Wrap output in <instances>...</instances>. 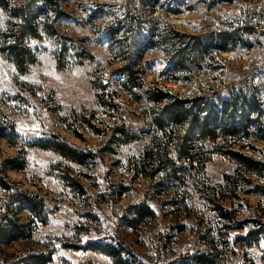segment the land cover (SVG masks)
<instances>
[{"label":"rangeland","instance_id":"1","mask_svg":"<svg viewBox=\"0 0 264 264\" xmlns=\"http://www.w3.org/2000/svg\"><path fill=\"white\" fill-rule=\"evenodd\" d=\"M51 1L66 17L53 22L51 37L41 28L54 11L36 16L38 36L25 42L36 62L27 73L0 55V221L28 234L0 244V264L32 255L49 256L47 264H264V239L254 235L264 225V197L248 194L225 157L233 150L264 162V129L195 140L191 159L179 160L174 129L156 130L158 106L144 94L212 105L232 93L261 110L264 0ZM9 23L0 7V35ZM179 35L201 37L204 53L175 59ZM218 35L230 51H216ZM127 56L143 84L139 100L116 74ZM127 135L134 138L123 143ZM47 140L90 158L78 165L35 145ZM164 150L170 164L156 157ZM8 159L23 169H10ZM23 195L38 198L41 210H21ZM139 205L144 216L129 211Z\"/></svg>","mask_w":264,"mask_h":264},{"label":"trees","instance_id":"2","mask_svg":"<svg viewBox=\"0 0 264 264\" xmlns=\"http://www.w3.org/2000/svg\"><path fill=\"white\" fill-rule=\"evenodd\" d=\"M52 5L54 4L51 0H22L19 5L14 6L6 3L5 0H0V7L6 10L10 18L8 29L0 35V39H2L0 42V55L12 62L19 75L26 74L29 68L36 62L35 55L32 54L25 45L26 40L38 36L37 24H35L34 21L36 16L44 14L49 10L54 11L53 21L46 22L41 28L44 33L51 37L57 36L53 22L56 19L66 17L60 8L56 7L55 10H53ZM106 35H110V33L106 32ZM179 37L182 38L183 41H179L175 46L173 56L175 59L177 58L178 61H181L182 64L184 63L182 58L184 57L185 51L190 50L192 52L197 51V53L200 54L204 53L205 50L199 48L203 47L201 37H188L185 35H179ZM6 40L7 42H5ZM219 40H216L218 44L222 41L220 36ZM223 44L225 45V43ZM185 45H188V47L186 48ZM223 47L219 44L215 48L218 53L230 51L227 50L228 48L226 49V47ZM133 67L134 62L127 56L123 58L122 66L116 70V74L125 79L123 83L124 91L132 95L136 100H139L140 96L136 91H141L143 84ZM144 94L147 101L158 106L157 112L154 114L152 120L156 130L164 131L166 128L174 129L175 132L171 133L174 142L173 151L179 160L189 161L191 159V154L187 149V145L195 140L210 141L217 139L218 136L236 137L239 134H243L245 137H252L257 133L259 128L264 129L262 123L264 118V106H262L261 110L256 111L252 108L251 103L247 102L245 96L234 98L231 93L228 100H221L218 98L215 100V103L211 105V102L205 97L182 101L176 100L166 92L160 90H146ZM246 112L247 114H245ZM132 138H134V136L127 135V139H125L123 143ZM257 140L264 142V135L257 138ZM35 145L42 150L54 152L65 160L78 165H86V162L90 158V154L80 152L58 140H47L38 142ZM164 151L161 152L162 154H156V157L161 156L166 164H170L172 160L169 154L172 151ZM225 157L234 163V174L245 176L243 180L251 187L248 194L264 197V183L252 182L250 178L255 177L258 180H264V162L255 160L250 156L243 155L233 150L226 152ZM3 164L13 170L23 169L18 168L19 163L15 160H4ZM18 201L20 203V209L28 213L40 211L42 208L41 201L31 195H23ZM130 209H134V212L139 216H144L145 213H148L144 205L130 207L129 211ZM254 233L255 237L256 235H260V237L264 239V225L259 224ZM27 237L28 234L24 233L21 227L17 226L11 220L5 222L0 221V244L17 242ZM255 239L258 240L259 237ZM97 249L98 248H95L94 250ZM101 251L114 259L118 257L116 253L106 250ZM49 260V256L32 255L28 256L19 264H47ZM201 261L204 260H200L199 262ZM176 264L184 263L178 262Z\"/></svg>","mask_w":264,"mask_h":264}]
</instances>
